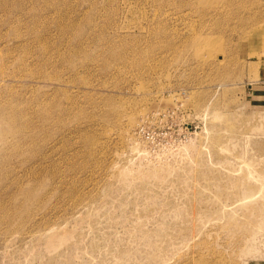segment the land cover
I'll use <instances>...</instances> for the list:
<instances>
[{
	"label": "rangeland",
	"instance_id": "rangeland-1",
	"mask_svg": "<svg viewBox=\"0 0 264 264\" xmlns=\"http://www.w3.org/2000/svg\"><path fill=\"white\" fill-rule=\"evenodd\" d=\"M260 116L264 0H0V264H243L255 247L264 264L262 219L207 189L226 153L196 154L207 127L263 169L264 136L243 135Z\"/></svg>",
	"mask_w": 264,
	"mask_h": 264
},
{
	"label": "bare ground",
	"instance_id": "bare-ground-1",
	"mask_svg": "<svg viewBox=\"0 0 264 264\" xmlns=\"http://www.w3.org/2000/svg\"><path fill=\"white\" fill-rule=\"evenodd\" d=\"M258 121L259 122L255 123L253 127L252 126H250V128L248 127L245 133L243 132L245 138L247 136L248 142L251 136L258 134L264 136V116H260V120ZM8 123L10 125H14V127L16 128L6 130L4 133H7V131L8 133L21 132V130H18L19 126L17 123V119L12 118L8 121ZM204 131L206 132V136L204 137L201 134L204 138L202 137V139L200 140L201 142H199L201 149L198 147L199 149L197 150V153L196 152L195 153L198 156H200L204 152H207L208 156L211 157L212 148H215L217 153L218 151L220 153H226L225 165L222 164L220 167L214 168L215 171L217 170L221 174L220 180H222L221 182L222 184L220 183L219 179L216 177V182L214 184L209 182L210 184L207 185V189L211 191H213V189H216V191H214L215 198L217 201H221V205H222L221 208H227L228 206L238 202L237 205L238 209L243 208L246 209L248 213L256 214V217L258 219H262V221L257 222V224L259 223L258 224L259 234L264 233V168L257 169L252 167L249 163L246 162L245 159L241 158V156L239 155L237 158L239 159V163H241L242 165L239 167H235L234 165H231V161H229V158H232L235 155L229 153L230 151L229 146L223 147L221 138L214 137L212 132L208 130L207 127L204 129ZM200 136H197V138L195 137L189 142L187 141V143H185V145L180 148L176 147L177 149L175 151L170 150L172 152L171 154L166 153L167 151L161 154L158 152L159 153L157 156L158 164L157 166H152L155 168V172L159 173L162 171L163 166H165L166 164V159L169 158L170 156L184 157L190 154L193 150L197 148L196 141ZM146 150H145L146 153L145 152L143 153L147 155L150 154L148 153V150L147 151ZM195 162H199V160H195ZM151 165H154V163L152 162ZM166 172H169V170H167ZM234 173L236 175H234ZM234 195H237L238 199L235 200V203H232L231 201ZM247 223L250 224V222ZM47 237L46 239L49 243H54L57 239V235L55 233L49 234ZM256 237L252 238V240H255ZM261 251L259 250V248L255 247V249L252 250V252H254V257H251L249 260H246L245 263L243 264H260L261 262L258 258V255L259 254L262 255Z\"/></svg>",
	"mask_w": 264,
	"mask_h": 264
},
{
	"label": "built area",
	"instance_id": "built-area-1",
	"mask_svg": "<svg viewBox=\"0 0 264 264\" xmlns=\"http://www.w3.org/2000/svg\"><path fill=\"white\" fill-rule=\"evenodd\" d=\"M137 134L139 135V137H141L142 139H144L147 143H149L150 145H156L159 140V133L156 132V130H150V129H146L145 127H141L140 129H138ZM186 135H183V138L186 139ZM182 137H177L176 140H181Z\"/></svg>",
	"mask_w": 264,
	"mask_h": 264
}]
</instances>
